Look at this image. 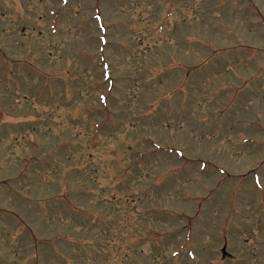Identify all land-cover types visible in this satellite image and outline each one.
I'll use <instances>...</instances> for the list:
<instances>
[{
	"label": "rangeland",
	"instance_id": "rangeland-1",
	"mask_svg": "<svg viewBox=\"0 0 264 264\" xmlns=\"http://www.w3.org/2000/svg\"><path fill=\"white\" fill-rule=\"evenodd\" d=\"M0 264H264V0H0Z\"/></svg>",
	"mask_w": 264,
	"mask_h": 264
}]
</instances>
